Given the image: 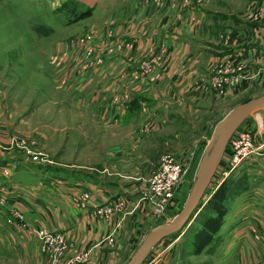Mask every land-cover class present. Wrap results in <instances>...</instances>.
Wrapping results in <instances>:
<instances>
[{
  "label": "rangeland",
  "instance_id": "rangeland-1",
  "mask_svg": "<svg viewBox=\"0 0 264 264\" xmlns=\"http://www.w3.org/2000/svg\"><path fill=\"white\" fill-rule=\"evenodd\" d=\"M157 1L147 0V3L157 4ZM204 1H200L201 6ZM248 1L251 2L212 0L211 20L217 25L231 26L240 12L245 15L252 10L254 5L252 3L249 7ZM245 2L248 5L244 6ZM50 5L43 0H0V174L5 178L0 179V223L7 227L17 223L22 230L40 241L36 233L15 220L17 217L14 213L15 219L7 213L12 190L21 186L37 190L39 185L40 190H45L49 183L61 184L59 174L72 177L75 173L93 175L116 185L134 184L144 176L142 183L149 186L164 154L180 153L188 149L185 166L189 170L184 173L187 178L179 184L176 192L180 202L185 192L188 195L204 148L218 121L235 106L264 94V79L258 76L259 70L245 76L244 65L228 63L226 70L236 73L239 81L246 77L252 80L245 81L252 82L238 89L237 81L219 93L213 84L207 83L200 76L194 83L183 82L177 89L178 95L192 100L190 103L174 101L161 94L167 105L166 111L161 112L157 108V116L163 122V127L152 129L148 101L145 103L144 98L137 122L134 120L120 127L109 126L105 123L108 119L101 117L96 101L91 102L90 109L89 106H83L84 95L103 94L100 83L119 76L118 84L123 96L132 89L131 82L139 80L145 82L146 86L158 84L163 79L169 60L156 54L148 55L131 72H128V60L120 63L114 60V64L120 65V68L112 71L113 55L126 47L134 49L136 45L130 42L132 40L119 37L120 32H117L113 23L112 13L109 15L103 12L105 15L99 16L103 13L96 9V17H81V11L72 6L54 10L53 5ZM122 15L121 11L115 17ZM192 17L187 22L191 28H195L202 20L199 22V19ZM221 70L225 71V68L218 69L215 76L222 74L219 73ZM133 73L136 74L135 78ZM136 92H144L147 99L154 97L157 91L152 89L151 93H146L145 88H140ZM115 99L120 100L121 95L112 97V101ZM249 121L259 134L257 136L262 137H256L254 142L258 148L264 143V110L256 113ZM140 126H143V133L139 139L136 129ZM263 150L264 147L256 152L264 153ZM250 158L246 156L241 159L228 179L223 180L227 179L231 184V205L244 212L239 216L241 223L249 217L248 208L254 204L264 207V169L253 167L248 162ZM218 168L214 175L219 173L215 184L219 183L221 173L225 170V167ZM192 172L193 178L190 180ZM10 184L16 187L11 188ZM89 201L84 207L80 206L87 208ZM10 207L11 210H20L14 205ZM138 207L126 208L124 213H118L124 220L127 218L128 225L133 226L129 240L132 238L136 242L135 246L129 244L126 254L128 258L124 264L136 252L145 235L166 220L157 218L149 221L146 217L151 216L149 213L138 216ZM160 219L164 221L158 222ZM203 220L200 218L198 221L201 223H197L196 227L193 225V228H199ZM25 222H29L27 216ZM3 226L0 225V240L7 239V234L2 231ZM115 226L111 227L110 234L115 232L118 235L119 227ZM193 237L194 232L177 233L164 238L153 250H156L155 255L164 257L166 261L179 256V264H235L230 253L221 254L220 245L225 240L223 235L217 236L214 245L200 254H192L193 249L189 247V240ZM6 243L0 244V264H27L18 258L17 252H13L16 247L8 239ZM47 251L50 264H62L84 254L69 253L70 245L67 244V252L60 256L58 262ZM82 258V264L90 262L85 256Z\"/></svg>",
  "mask_w": 264,
  "mask_h": 264
},
{
  "label": "crops",
  "instance_id": "crops-1",
  "mask_svg": "<svg viewBox=\"0 0 264 264\" xmlns=\"http://www.w3.org/2000/svg\"><path fill=\"white\" fill-rule=\"evenodd\" d=\"M43 1L51 4V7L53 5L54 10H64L68 5L80 10L81 14L89 10V16L92 18L97 15L96 9H99V13L105 12L109 15L112 13L115 19L113 17L111 19L113 18L117 32H120L119 37L132 40L130 42L136 44L134 49L126 47L122 52L113 55L112 71L120 68V65L114 64V60L117 63L128 60V72H131L148 55L156 54L163 56L164 59L168 58L163 79L158 84L146 86L145 82L139 80L131 82L132 89L126 91L128 93L123 96V91L118 84L119 76L100 83L103 94L84 95L83 106H89L90 109L91 102L96 101L95 104L99 105L101 117L108 119L104 121L109 126L120 127L131 124L134 120L137 122L144 98L145 103L148 101L152 129L157 126L163 127V122L157 116V108H160L162 112L166 111L167 107L166 101L161 98L162 93L174 101L190 103L192 100L189 97L177 94L178 87L182 86L183 82L192 84L200 76L207 83L213 84L218 69L225 68L226 70L228 63L244 65L245 76L251 75L254 70H259L258 76L264 79V18L257 21L250 20L247 12L245 15L240 12L237 13L238 16L231 26L217 25L211 20V16L213 17V13L210 12V6L213 5L212 0H205L203 6L200 4L201 0H160L159 2L156 0L157 4L147 3V0ZM248 2H245L244 6L248 5ZM252 3L255 7L264 8V0H251L249 7ZM121 11L123 15L115 17ZM104 15L103 13L99 16ZM192 16L199 19V22L202 20L195 28H191L187 22L193 18ZM219 73L225 77L229 75L223 70ZM133 77H136L135 73ZM248 79L252 80L246 77L238 80L236 84L238 87H236L243 89L252 82L245 81ZM140 88H145L146 93H151L152 89L157 92L154 97L150 96L146 99L144 92H136ZM137 94L138 96H135ZM117 95H121V99L112 101V97ZM207 95L208 93L204 96ZM141 133H143V126L136 129V136L139 139ZM257 138L260 139V136ZM187 152L188 149L175 154L185 158ZM248 162L253 167L264 169V153L256 152ZM58 178L61 184L49 183L45 190H40V185L36 188L37 190L23 186L12 190L10 206L14 205L20 209L19 211L22 210L34 226H45L48 229L63 232L70 245L69 253L84 252L90 259L87 264H124L125 259L128 258L126 254L129 244L134 246L136 244L132 238L129 240L133 233V226L128 225L127 218L124 220L118 214L102 219L95 216L92 211L116 196H126L132 201L137 200L147 188L141 180L144 176L134 184L119 183V185L81 173H75L72 177L59 174ZM0 179L5 178L0 174ZM12 186L16 187L10 184L11 188ZM84 190L94 192L87 208H82L77 201ZM135 202L129 203L128 208L136 207ZM254 205L247 209L250 210L247 213L249 217L241 223L239 216L244 212L230 203V211L219 232V235L225 237L223 245H220L221 254L230 253L235 264H253L256 261H264V237L256 238L257 233H264V207ZM10 206L7 207L9 210L7 213L15 219ZM138 211V216L142 213H149L151 216L146 215L149 221L157 219L156 215L151 214L149 207L139 208ZM15 220L18 222L17 218ZM0 225L3 226L1 223ZM16 225L3 226L2 231L16 247L13 252H17L18 258L27 264H50L49 252L42 242L36 236L22 230L17 223ZM115 225L119 227L118 235L115 234V242L111 243L107 238L111 227ZM7 239L0 240V244L7 245ZM174 258L175 261L180 262L179 256Z\"/></svg>",
  "mask_w": 264,
  "mask_h": 264
},
{
  "label": "built area",
  "instance_id": "built-area-1",
  "mask_svg": "<svg viewBox=\"0 0 264 264\" xmlns=\"http://www.w3.org/2000/svg\"><path fill=\"white\" fill-rule=\"evenodd\" d=\"M247 16L250 20H262L264 18V8L253 6L252 10L250 9L247 12ZM228 73L229 75L227 77L222 76V74L214 77L213 85L216 88V92L219 91V93H223L225 87L229 88L239 80V76L236 73ZM249 122L241 126L229 141L225 156L220 164L221 168L225 167V170L221 173L222 178L219 183L215 184L219 173L214 177L206 192L205 200H207L211 193L220 186V183L230 175L231 171L236 167L235 165L238 164L241 159L246 156H252L258 149L264 147V143L258 148L255 146L254 142L259 134L256 133V130ZM262 133L264 139V131ZM190 156L191 155L188 157ZM226 156H228L227 159H230L229 161L226 159ZM160 161L161 163L158 171L150 179L149 186H147L141 196L135 200L136 202L126 196H116L108 203H104L100 207L97 206L98 208L94 210V215L101 218H107L117 215L118 213H124L123 210L128 208L129 203L135 202L136 207L139 206L138 208L146 209L149 207L151 214L156 215L157 218L166 219L165 221L171 220L181 209V201L179 202L177 200L178 197L176 196V192L179 184L186 181L187 177L184 173H187L189 169L185 166L187 160L179 157L175 153L164 154ZM93 193L92 190L82 191L77 198L78 203L84 207L86 203L91 200ZM16 210L14 209L12 211L17 217L18 223H20L21 226L26 227V229L30 230L32 233H36L43 242L45 249H48L51 252L52 258L59 262L60 256H64L67 252L66 249L68 242L65 235L60 232L50 231L44 227L34 226L29 222L27 224L25 222L26 216L23 212ZM261 237H264V233L256 234V238ZM107 239L109 242L114 243L115 232H112ZM152 251L150 257L144 262V264H178L177 260L175 261V259H171L166 261L164 257H160L158 254L155 255L156 250ZM82 256L88 258L84 253L76 256L77 259H72L62 264H82ZM253 264H264V261H258Z\"/></svg>",
  "mask_w": 264,
  "mask_h": 264
},
{
  "label": "water",
  "instance_id": "water-1",
  "mask_svg": "<svg viewBox=\"0 0 264 264\" xmlns=\"http://www.w3.org/2000/svg\"><path fill=\"white\" fill-rule=\"evenodd\" d=\"M264 110V94L232 108L218 123L206 144L191 188L180 211L169 221L153 227L127 264H143L164 238L183 233L200 212L206 192L236 131L256 113Z\"/></svg>",
  "mask_w": 264,
  "mask_h": 264
},
{
  "label": "trees",
  "instance_id": "trees-1",
  "mask_svg": "<svg viewBox=\"0 0 264 264\" xmlns=\"http://www.w3.org/2000/svg\"><path fill=\"white\" fill-rule=\"evenodd\" d=\"M88 15L89 10L82 13L80 16L85 17ZM247 122H249V120ZM196 166L194 168H196ZM193 172L191 176H189L190 180L193 178ZM227 179L223 181L221 185L211 193L209 198L203 202L200 212L184 232V234L194 232V237L189 240V247L193 249L192 254H200L211 248L214 245L217 236H220L218 233L224 225L226 217L230 211V201L233 195L231 184H229V180ZM185 187L187 186L185 185ZM186 195L187 192H185L181 198V207L187 197ZM200 218H204V220L199 228H195L197 223H201V221H198ZM161 221L164 220L160 219L158 222ZM193 225L195 226L194 228Z\"/></svg>",
  "mask_w": 264,
  "mask_h": 264
},
{
  "label": "bare ground",
  "instance_id": "bare-ground-1",
  "mask_svg": "<svg viewBox=\"0 0 264 264\" xmlns=\"http://www.w3.org/2000/svg\"><path fill=\"white\" fill-rule=\"evenodd\" d=\"M221 163H222V162H221ZM218 169H219V168H218ZM213 179H214V178H213ZM204 201H205V199H204ZM194 219H195V218H194ZM194 219H193V220H194ZM146 235H147V234H146ZM146 235H145V236H146ZM151 253H152V251H151ZM151 253L149 254V256L151 255ZM149 256L146 258V260L149 258ZM146 260H145V261H146ZM143 264H144V263H143Z\"/></svg>",
  "mask_w": 264,
  "mask_h": 264
}]
</instances>
